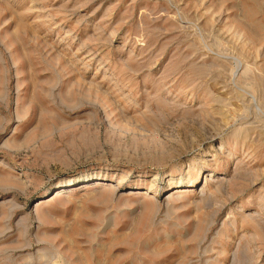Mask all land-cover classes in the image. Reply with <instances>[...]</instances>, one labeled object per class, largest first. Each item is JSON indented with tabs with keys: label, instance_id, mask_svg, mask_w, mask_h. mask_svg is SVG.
<instances>
[{
	"label": "rangeland",
	"instance_id": "1",
	"mask_svg": "<svg viewBox=\"0 0 264 264\" xmlns=\"http://www.w3.org/2000/svg\"><path fill=\"white\" fill-rule=\"evenodd\" d=\"M0 264H264V0H0Z\"/></svg>",
	"mask_w": 264,
	"mask_h": 264
},
{
	"label": "bare ground",
	"instance_id": "2",
	"mask_svg": "<svg viewBox=\"0 0 264 264\" xmlns=\"http://www.w3.org/2000/svg\"><path fill=\"white\" fill-rule=\"evenodd\" d=\"M221 180H225V178L223 177ZM179 190H180V189L176 188V189H173L171 192L173 193V192H177V191H179ZM59 193H60L59 190H55L54 193L51 194V197H54V196L58 195ZM44 200H45V199H38V200L35 201V203H36V205H37L38 203H41V202H43Z\"/></svg>",
	"mask_w": 264,
	"mask_h": 264
}]
</instances>
